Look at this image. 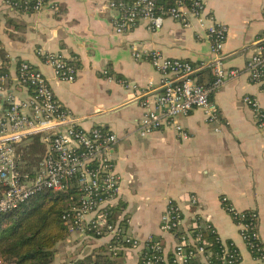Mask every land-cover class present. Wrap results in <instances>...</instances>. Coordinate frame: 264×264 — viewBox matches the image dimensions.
<instances>
[{
    "label": "crops",
    "instance_id": "1",
    "mask_svg": "<svg viewBox=\"0 0 264 264\" xmlns=\"http://www.w3.org/2000/svg\"><path fill=\"white\" fill-rule=\"evenodd\" d=\"M204 1L206 13L228 25L227 64L243 73L214 93L220 121L209 123L204 111L196 108L179 117L187 133L181 138L172 127L146 136L139 132L146 112L140 103L143 92L150 84L158 89L161 78L143 51L159 50L195 64L208 62L206 29L195 20L185 25L167 19L156 32L141 24L118 34L107 0H46L39 10L14 8L0 0L2 70L14 73L21 61L39 67L56 97L83 118L85 127L100 126L119 136L113 153L119 194L109 220L119 224L127 216L125 231L143 242L125 247V264H139L142 246L153 237L161 239L165 257L173 253L176 234L161 230L170 200L182 210L178 231L211 224L223 241L235 244L241 256L238 264H260L226 204L238 211L258 212L264 243V132L253 108L243 101L250 95L264 108L263 86L244 72L255 51L254 41L264 34V0ZM47 53L70 61L77 69L75 80L57 78L46 61ZM212 77L205 68L199 79L208 83Z\"/></svg>",
    "mask_w": 264,
    "mask_h": 264
},
{
    "label": "built area",
    "instance_id": "2",
    "mask_svg": "<svg viewBox=\"0 0 264 264\" xmlns=\"http://www.w3.org/2000/svg\"><path fill=\"white\" fill-rule=\"evenodd\" d=\"M5 2L14 8L24 5L30 10H39L46 4V0H36L32 5ZM107 5L113 12L112 26L118 34L131 32L141 24L156 32L167 19L185 25L195 20L206 29L210 42V59L200 64L166 56L159 50L143 51L149 55L161 78L158 89L150 84L143 92L140 103L146 112L139 125L141 136L172 127L181 138H187L179 117L196 108L204 111L209 123H218L220 109L214 93L243 73V69L227 64L224 44L228 25L206 13L204 0H107ZM254 44L255 51L248 58L244 72L252 82L264 87V34L257 37ZM136 56L140 57L141 53L136 52ZM45 58L53 66L57 78L75 80L77 69L70 61L55 53H47ZM205 68L213 76L208 83L199 79ZM2 69L0 66V214L12 212L40 192L56 193L75 187L77 200L74 201L73 196L70 198L73 200L71 208L63 216L70 231L94 230L101 238L119 236L124 244L119 243L114 248L143 245L139 238L109 220V210L117 205L119 194L120 180L113 155L119 136L100 126L85 127L83 118L56 97L49 79L39 67L21 61L14 73ZM243 101L253 108L256 123L264 132V108L258 99L245 95ZM34 137L44 144V156L27 170L18 161L17 147L31 143ZM226 208L230 213L242 212L231 205ZM182 218L180 206L170 200L162 216L161 230L176 234ZM237 223L249 250L256 252L255 260L264 264L259 220L256 229L248 223ZM191 239L189 231L177 236L173 251L176 263L185 264L192 255L198 256L202 264H238L241 259L219 235L218 240L224 247L219 262L211 261L214 251L206 250L203 245L187 251L185 245ZM148 242L142 247L149 245ZM151 248L159 250L162 246L155 242ZM164 262L165 257L156 253L144 257L142 264Z\"/></svg>",
    "mask_w": 264,
    "mask_h": 264
},
{
    "label": "trees",
    "instance_id": "3",
    "mask_svg": "<svg viewBox=\"0 0 264 264\" xmlns=\"http://www.w3.org/2000/svg\"><path fill=\"white\" fill-rule=\"evenodd\" d=\"M10 1L30 5L36 2V0ZM19 7L22 6L20 5ZM34 139L36 140L37 137H34ZM32 144L37 146L39 142L32 140L27 145L17 147L18 161L27 170L37 165L40 161V157H35L36 163L34 158H26L27 149ZM34 154L32 155L33 157ZM76 192L75 187L63 192H40L12 212L0 214V264H53L58 250L57 245L71 235L70 226L63 216L71 208L73 200L70 198L73 196L74 201L77 200ZM228 205L230 204L227 203L226 206ZM116 206L109 210L111 215ZM231 214L236 222L248 223L251 227L257 228L259 218L256 210L246 209L241 213L232 211ZM127 223L128 217L125 216L120 221L119 228L125 231ZM188 231L194 242H189L185 245L187 251L194 249L195 246L203 245L206 250L211 249L214 251L211 261L219 262L221 260L224 247L222 242L218 240V234L211 224L206 227H192ZM186 233L187 231H178L176 236H182V234ZM85 234L87 237L83 244L77 246L76 250L71 254V259L65 260L62 264H125V248H114L121 243L119 236L101 240V236L94 230H87ZM155 242H160L162 248L159 250L151 248V245ZM226 242L231 251L239 254L237 247L231 240ZM148 244L141 249L139 264H142L144 257L151 254L158 253L165 257L161 239L153 237ZM84 246L85 249L81 250ZM126 247L132 246L126 245ZM252 253L256 255L254 250H252ZM174 258L173 253L169 254L165 257L163 264H178ZM185 264L202 263L198 256L192 255L188 256Z\"/></svg>",
    "mask_w": 264,
    "mask_h": 264
},
{
    "label": "rangeland",
    "instance_id": "4",
    "mask_svg": "<svg viewBox=\"0 0 264 264\" xmlns=\"http://www.w3.org/2000/svg\"><path fill=\"white\" fill-rule=\"evenodd\" d=\"M34 142H39V145L36 146L35 145H31L28 149H27V152H26V158L27 159H33L34 158V161L36 163V159L35 157H40L43 158L44 156V149H45V146L43 143H41L38 139H33ZM34 154V157L32 156ZM71 235L69 236L68 239L60 242L58 245H57V252H56V255H55V259H54V262L53 264H62L65 260H69L71 259V254L72 252H74V250H76V247L79 246V245H82L83 242L85 241V238L87 237V235L85 234V232H78V231H70ZM85 234V235H84ZM109 237H105V239H108ZM77 240V242H76ZM87 246V245H86ZM85 249V246L82 247L81 250H84Z\"/></svg>",
    "mask_w": 264,
    "mask_h": 264
}]
</instances>
